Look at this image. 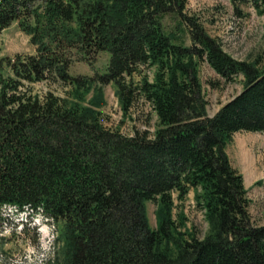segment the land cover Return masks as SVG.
Segmentation results:
<instances>
[{"label": "trees", "instance_id": "1", "mask_svg": "<svg viewBox=\"0 0 264 264\" xmlns=\"http://www.w3.org/2000/svg\"><path fill=\"white\" fill-rule=\"evenodd\" d=\"M231 1L239 12L250 3L264 13V0ZM187 5L0 0V33L18 21L37 46L6 57L9 70L0 71V213L12 204L56 220L62 244L48 264H264V224L253 220L244 175L227 151L235 132H264V68L229 53ZM168 15L191 43L167 29ZM101 51L109 53L104 70L70 73L74 59L93 63ZM205 60L225 79L245 77L213 115L200 76ZM142 68L153 77L136 80ZM39 80L70 89L39 94L30 85ZM109 82L124 114L140 97L152 104L153 132L103 123ZM191 190L209 222L205 236L188 228L184 209L174 212Z\"/></svg>", "mask_w": 264, "mask_h": 264}, {"label": "rangeland", "instance_id": "2", "mask_svg": "<svg viewBox=\"0 0 264 264\" xmlns=\"http://www.w3.org/2000/svg\"><path fill=\"white\" fill-rule=\"evenodd\" d=\"M236 10L231 0H188L187 10L191 14L199 16L206 29L215 36L223 47L233 56L256 62L264 68V13L256 10L250 3H239ZM178 19L174 15L165 17L168 30L174 29L178 40L187 44L191 38L186 29H180ZM36 44L31 41V36L23 30L18 21L12 22L0 33V71L7 73L6 57H14L17 53H34ZM109 58L107 51H101L93 63L83 59H74L70 66V73L93 75L96 70H104ZM135 73V79H139L142 73L147 72L153 77V68L144 69ZM200 76L203 82V92L207 99V111L213 115L227 100L237 94L244 86L245 77L242 73L234 79H225L205 60L200 64ZM34 92L43 94L46 91L61 95L67 94L70 89L62 81L39 80L31 82ZM92 91L88 96H91ZM104 94L107 103L101 107L103 123L114 129H120L126 134H133L135 128L150 129L154 131L157 126V115L152 104L144 97L135 101L128 114L123 113L116 85L109 82L104 85ZM87 101H84L86 103ZM227 151L232 163L243 173L245 185L248 189L250 211L253 220L257 224H264V132L263 131H237L233 140L228 144ZM177 205L174 212L184 209L188 216V228L196 231L199 236H205L209 229L204 210L197 204L194 191L191 190L182 200L176 199ZM157 203L154 200L147 201V212L150 223L157 224ZM27 210L30 221L38 212L31 209H18L14 205L6 204L0 213V232L7 225L12 229L10 236H0V264H12L18 256H23L24 247L29 243L38 247V233L35 228L29 227L22 215ZM46 223L54 226L53 241L54 255L62 242H58V224L51 216L47 217ZM22 226L18 234L17 228ZM184 229V228H183ZM51 259V258H50ZM49 261V260H48ZM46 261V264H48Z\"/></svg>", "mask_w": 264, "mask_h": 264}, {"label": "clouds", "instance_id": "3", "mask_svg": "<svg viewBox=\"0 0 264 264\" xmlns=\"http://www.w3.org/2000/svg\"><path fill=\"white\" fill-rule=\"evenodd\" d=\"M42 209L40 212L33 215L32 219L28 220V212L21 214L23 219L28 222L29 227L35 228L38 233V247L31 245L29 243L24 247L23 256H18L12 264H46L50 258L54 257V247L53 241L55 240V235L53 234L54 226H49L46 223L45 217L42 216ZM22 231V226L17 228V233ZM12 229L7 225L5 230L0 232V236H10Z\"/></svg>", "mask_w": 264, "mask_h": 264}]
</instances>
